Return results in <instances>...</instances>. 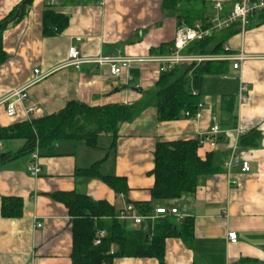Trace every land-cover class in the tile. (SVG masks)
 Listing matches in <instances>:
<instances>
[{
  "label": "crops",
  "instance_id": "0c3cea01",
  "mask_svg": "<svg viewBox=\"0 0 264 264\" xmlns=\"http://www.w3.org/2000/svg\"><path fill=\"white\" fill-rule=\"evenodd\" d=\"M22 0H0V20L12 13ZM207 18L226 16L232 0H204ZM68 0L53 12L67 23L60 33H43V0H32L24 15L10 21L2 34L6 55L0 64V99L13 89L32 81L33 71L49 73L31 86L24 102L15 104L8 118L0 106V129L31 119L50 116L67 103L90 107L140 102L159 74L154 64L132 65L123 75L111 77L107 65L84 64L79 70L59 69L67 61L70 47L84 59L122 56L146 59L168 54L178 22L163 10L162 0ZM220 3L219 10L214 5ZM231 53L242 51L251 57L238 70L224 62L221 74L205 76L201 84L199 118L181 117L159 122L153 107L121 123L116 137L100 135L96 147L84 142L58 141L53 151H39V175L27 171L29 156H14L20 140L0 143V203L3 198L21 201L15 218L0 214V264H71L72 218L55 194L74 192L92 201H105L117 213L129 202H149L153 185V151L158 142L184 141L205 134L216 123L221 130L240 128L244 134L221 135L214 149L201 147V160L212 156L217 171L197 179L193 194L166 204L177 215L192 220L188 240L170 237L164 243L165 264H264V22L254 15L241 33L236 28L213 34ZM209 46L208 51L214 46ZM211 45V44H210ZM253 57V58H252ZM240 85L246 88V102L240 104ZM28 108L40 111L27 115ZM244 138L240 140L241 137ZM231 161L230 167L226 165ZM249 172L240 170L242 162ZM98 164L104 176L123 178L126 194H115L96 178L79 172ZM176 218V217H175ZM182 219L176 221L180 223ZM123 222V221H122ZM133 228L130 222H124ZM37 224L41 226L37 228ZM234 232L231 244L227 233ZM112 264H158L155 259L119 258Z\"/></svg>",
  "mask_w": 264,
  "mask_h": 264
},
{
  "label": "trees",
  "instance_id": "16d2710c",
  "mask_svg": "<svg viewBox=\"0 0 264 264\" xmlns=\"http://www.w3.org/2000/svg\"><path fill=\"white\" fill-rule=\"evenodd\" d=\"M32 0H22L17 8L0 20V64L6 55L2 48V34L16 13L18 20ZM163 10L174 16L178 26L191 27L198 22L206 25L207 13L204 0H162ZM46 9L42 15L43 33H60L66 26V18ZM264 22V13L257 15ZM210 36L195 42L186 50L195 55H219L221 43L214 44ZM169 53V52H168ZM223 63L208 61L199 64H179L161 72L154 86L144 91L140 102L132 105L108 104L90 107L77 102H69L56 114L31 119L27 122L0 129V143L20 140L22 147L14 156H29L34 152L51 153L58 141L84 142L95 148L100 135L116 137L121 123L132 121L142 110L153 107L159 122H171L184 117L189 118L201 104V84L205 76L221 74ZM244 138L241 137L240 140ZM198 138L184 141L158 142L153 151V185L149 202H129L136 213L148 217L156 208L154 202H171L184 195L193 194L197 179L217 171L212 156L201 160ZM1 156V154H0ZM9 156V155H8ZM7 156V157H8ZM6 157V158H7ZM40 157V156H39ZM6 158L0 157V163ZM99 163L79 173L85 177L96 178L115 194H126L125 180L119 177L101 175L97 171ZM54 198L64 204L72 218L73 250L71 264H112L119 258L155 259L163 261L164 243L167 238L181 237L188 240L192 220L185 217L180 223L174 216H165L154 221L145 219L139 227L129 228L118 220V213L105 201H92L74 192L58 193ZM21 213V201L3 198L0 214L5 218H15ZM99 232L104 235L98 245L93 242Z\"/></svg>",
  "mask_w": 264,
  "mask_h": 264
},
{
  "label": "built area",
  "instance_id": "2783aa9c",
  "mask_svg": "<svg viewBox=\"0 0 264 264\" xmlns=\"http://www.w3.org/2000/svg\"><path fill=\"white\" fill-rule=\"evenodd\" d=\"M63 1L68 0H43L45 9H53L61 4ZM73 1V0H72ZM232 9L224 17H220L218 14L213 15L207 20L205 26L201 23H194L191 27L186 25L178 26L175 32V36L168 54L152 55L146 59H134L122 56H111L107 58L97 59H84L80 56L79 50L76 47H70L67 53V61L60 65L59 69L72 67L75 70H79L80 66L84 64H98L107 65L109 68V74L111 77H119L123 75L132 65L135 64H154L157 66V74L172 69L174 66L179 64H191V63H202L208 61L218 62H230L232 63V69L238 70L241 64L251 57L245 55L242 51L238 53H231L229 48L225 47L222 55H195L189 54L186 50L195 42L202 41L210 36H213L216 32L229 30L236 28L239 32H243L249 24V18L264 13V0H232ZM103 0H100L99 4H102ZM221 7L220 3L214 5V9L219 10ZM253 58V57H252ZM50 72L40 74L38 70L33 71V79L26 85L13 89L4 95L0 99V106L4 107V114L8 118H12L15 114V104L24 102L27 97L28 89L41 81L49 75ZM246 88L244 85H240L238 91V101L240 104H244L247 100ZM201 104L198 105L197 112L190 116V118L198 119L200 114ZM27 115H39L40 111L35 108H28L26 110ZM184 117H188L187 114H183ZM233 135L236 139L244 134V131L240 128H235L231 131H223L220 127L214 123V125L205 134L198 135V141L200 148L207 146L209 149H214L218 139L221 135ZM231 161L226 165L230 167ZM249 164L242 162L240 170L243 173L249 172ZM28 173L31 177L36 178L39 175V155L38 151H34L29 158V165L27 168ZM165 216H174L177 219H182L177 215V211L172 208H155L154 213L148 217H142L136 213L135 208L126 204L122 210L118 213V220L123 222H130L133 228L140 226L142 221L145 219L154 221L158 218ZM41 225L37 224V228ZM104 233L99 232L97 239L94 240L93 244L98 245L100 239ZM226 239L229 243L234 244L237 241L236 233H227Z\"/></svg>",
  "mask_w": 264,
  "mask_h": 264
},
{
  "label": "rangeland",
  "instance_id": "374dc122",
  "mask_svg": "<svg viewBox=\"0 0 264 264\" xmlns=\"http://www.w3.org/2000/svg\"><path fill=\"white\" fill-rule=\"evenodd\" d=\"M214 43H215V41H212L210 46H212ZM160 206H164L165 207L167 205L166 204H161ZM164 207H157V208H164Z\"/></svg>",
  "mask_w": 264,
  "mask_h": 264
},
{
  "label": "water",
  "instance_id": "95a60500",
  "mask_svg": "<svg viewBox=\"0 0 264 264\" xmlns=\"http://www.w3.org/2000/svg\"><path fill=\"white\" fill-rule=\"evenodd\" d=\"M0 157H1V158H5V157H6V155H5V154H2Z\"/></svg>",
  "mask_w": 264,
  "mask_h": 264
}]
</instances>
